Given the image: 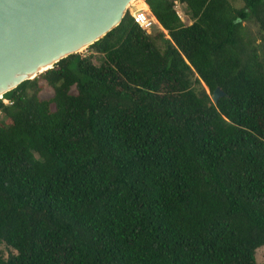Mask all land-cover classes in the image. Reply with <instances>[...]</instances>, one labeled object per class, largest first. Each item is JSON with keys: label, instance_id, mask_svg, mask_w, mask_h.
I'll list each match as a JSON object with an SVG mask.
<instances>
[{"label": "trees", "instance_id": "1", "mask_svg": "<svg viewBox=\"0 0 264 264\" xmlns=\"http://www.w3.org/2000/svg\"><path fill=\"white\" fill-rule=\"evenodd\" d=\"M239 1L139 0L162 31L126 12L3 94L0 264H256L264 0Z\"/></svg>", "mask_w": 264, "mask_h": 264}, {"label": "water", "instance_id": "2", "mask_svg": "<svg viewBox=\"0 0 264 264\" xmlns=\"http://www.w3.org/2000/svg\"><path fill=\"white\" fill-rule=\"evenodd\" d=\"M133 0H0V100L114 28ZM222 95L215 87L213 103Z\"/></svg>", "mask_w": 264, "mask_h": 264}, {"label": "rangeland", "instance_id": "3", "mask_svg": "<svg viewBox=\"0 0 264 264\" xmlns=\"http://www.w3.org/2000/svg\"><path fill=\"white\" fill-rule=\"evenodd\" d=\"M141 1L144 2V0H141ZM229 1L235 7L241 6V2L239 0H229ZM174 8L180 20L184 24H189L190 20H189V17L185 13L184 5L179 2H176ZM134 10L148 11L147 7L140 4L139 0H137L132 5L130 4V6L127 9V12L130 13ZM242 25L244 27L245 33L248 35V37H250L253 40L254 44L257 46L258 51L259 52L264 51V48L262 46L264 43V34L258 30L257 25L253 21H250V20L242 22ZM159 30H161L159 26L153 25L151 29L148 30V33L152 34ZM88 53H91V50H88L87 48L82 49L80 51V54H88ZM39 82L41 83V89L39 90V93H38L39 96L42 98L49 97L52 94L51 88L48 87L46 84H44L41 80ZM263 250H264L263 247H258L255 250L254 258H255L256 264H264ZM7 252L8 250L3 245H0V254L5 256Z\"/></svg>", "mask_w": 264, "mask_h": 264}, {"label": "built area", "instance_id": "4", "mask_svg": "<svg viewBox=\"0 0 264 264\" xmlns=\"http://www.w3.org/2000/svg\"><path fill=\"white\" fill-rule=\"evenodd\" d=\"M132 21L148 33V30L156 23L154 17L148 11L134 10L129 13ZM4 103H7L5 100Z\"/></svg>", "mask_w": 264, "mask_h": 264}, {"label": "bare ground", "instance_id": "5", "mask_svg": "<svg viewBox=\"0 0 264 264\" xmlns=\"http://www.w3.org/2000/svg\"><path fill=\"white\" fill-rule=\"evenodd\" d=\"M136 1H137V0H133V1H131V3H130V4L132 5V4H133V3H135ZM129 6H130V5H129Z\"/></svg>", "mask_w": 264, "mask_h": 264}, {"label": "crops", "instance_id": "6", "mask_svg": "<svg viewBox=\"0 0 264 264\" xmlns=\"http://www.w3.org/2000/svg\"><path fill=\"white\" fill-rule=\"evenodd\" d=\"M157 26H159L158 24H157V22L155 23Z\"/></svg>", "mask_w": 264, "mask_h": 264}]
</instances>
